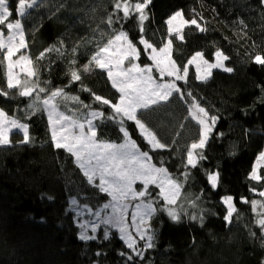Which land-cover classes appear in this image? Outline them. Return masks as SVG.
I'll use <instances>...</instances> for the list:
<instances>
[{
	"label": "trees",
	"instance_id": "16d2710c",
	"mask_svg": "<svg viewBox=\"0 0 264 264\" xmlns=\"http://www.w3.org/2000/svg\"><path fill=\"white\" fill-rule=\"evenodd\" d=\"M115 2L37 0L39 6L28 10L21 20L28 44L24 53L31 60L32 70L38 73L39 86L63 88L67 98L59 96L51 103L58 113L71 116L87 128L88 110L79 107L72 97L78 96L84 104H92L93 109L100 108L89 92L82 90L86 88L113 103L118 101L106 71L92 66L83 71L96 51L115 34H127L139 49L143 66L152 61L137 43L141 35L156 49L170 39L171 58L181 70L188 68L186 62L196 52L214 62L215 51H222L230 57L225 66L232 67V73L216 70L202 81L196 79L197 72L191 66L187 82L177 81L182 93L191 92L209 117H220L203 152L207 160L197 169L185 167L186 149L202 130L189 114L187 96L181 102L174 93L167 104L139 117L158 140L169 146L167 150H149L133 124L126 123L131 135L127 139H134L141 151L149 152L153 165H163L182 184L174 206L181 219L173 222L166 213H156L150 220L156 247L147 250L143 260L134 256L128 261L118 252L132 254L131 250L111 226H102L97 240L78 239L81 218L77 210L100 211L104 203H111L110 195L87 182L83 168L75 164V156L54 148L47 118L49 106L41 102L47 97L42 95L41 101H34L16 95V89L8 90L9 97L0 95V109L9 118L29 125L31 142L20 144L23 132L16 130L11 134V144L0 145V264H264L261 231L255 223L264 214V197L259 195L264 191V179L250 178L264 152V69L251 62L253 53L264 52V8L260 7V0H153L146 10L149 20L144 23L143 33L139 31L138 14L123 18L122 11L114 9ZM16 3L11 0L13 11ZM178 10L183 11L185 20L197 19L205 31L189 23L180 34L170 35L166 20ZM16 18L14 11L11 19ZM0 29L7 37V29ZM41 52L45 53L43 59H37ZM5 54V49L0 50V90H6ZM72 70L79 72L80 82H70ZM26 80L30 83L36 77L22 76L21 81ZM103 110L108 112L107 107ZM95 123L98 139L110 144L124 143L117 122ZM221 132L224 135L218 137ZM217 170L220 183L213 191L205 172ZM185 171L189 173L186 179L181 175ZM259 176L264 177V167ZM150 191L155 196L158 190L152 186ZM225 195L234 197L237 209L231 224L223 219L226 209L220 198ZM242 197L256 201L255 210L251 203H241ZM72 199L77 200L75 206ZM191 214H202L203 225L189 219ZM104 227L110 232L107 241L102 239ZM143 244L140 241L141 247ZM97 251L102 253L99 257L95 255Z\"/></svg>",
	"mask_w": 264,
	"mask_h": 264
},
{
	"label": "snow or ice",
	"instance_id": "6c2138e0",
	"mask_svg": "<svg viewBox=\"0 0 264 264\" xmlns=\"http://www.w3.org/2000/svg\"><path fill=\"white\" fill-rule=\"evenodd\" d=\"M153 3V0H142V2H136L134 4L130 3V0H116L114 3V9L117 11H122L123 18H128L131 14H138L137 18L139 21V31L143 33L144 23L149 20V14L146 11L149 6ZM11 0H0V26L7 29L8 43L3 42V37L5 35L3 29H0V50L7 49L4 59L8 61L7 64V82L6 90H0V95L9 97V91L16 89V95L22 98H29L34 101H41V96H46L47 98L42 99V104L44 106H49L48 108V121L52 125L51 127V141L56 150H64L67 154L75 156L77 162L75 163L78 168H83L84 165L79 163L81 159V153L76 151V148L83 147L84 155L88 156L91 151L99 149L101 156L97 157V167L101 171L95 173L99 176V183L97 187L102 193L109 194L112 200H124L128 197L129 192L131 193V200H140L141 203L135 205L137 211L133 213L131 217V224L135 227V231L139 239L128 230V226L125 222L126 210L128 205L123 206L122 214L121 210H118L115 206L104 203L102 209L95 213L92 212L90 208H86L84 211L92 216V219L84 220L78 223L79 229L81 231L78 234V239L81 241H93L97 240V233L102 226H111L113 229H119V239L124 242L127 249L131 250L132 254H127L123 251L118 252L120 256H126L128 261H132L134 256L138 257L140 260L144 259V253L149 249H154L156 247L154 242V237L151 234L152 228L150 220L158 212H164L171 221L177 222L181 219L180 214L174 207L177 205L178 198L180 196V191L182 184L177 181L176 178L172 177L167 168L163 165L156 167L150 163L151 157L148 151H140V159L145 161L142 165L141 173L137 175L136 180L140 182L141 188L138 190L134 186L130 187L127 191L123 193L121 197L115 195L116 191H119L114 185H112L108 180L104 179L105 174L122 176V173L117 170L113 172L111 168H105L103 165L99 164L100 159L107 158L110 163L114 161L116 153L112 156L106 157L110 149H124L127 146V138H131L130 132L126 128V123L131 122L136 128L137 135L141 137L142 140L146 142L149 146V150H167L168 145L157 139L155 133L151 136L146 134L142 129L140 124V119L144 113L152 109H157L162 105L169 102V99L176 94V99L184 102V97L187 96L190 99L187 101V105L190 109V116L193 120H196L199 125L202 126L201 134L199 138L190 144V148L186 149V160L184 161L186 168L197 169L201 166V162L207 160V156L203 154L210 138L211 134L220 119L219 116L209 117L208 112L204 107H201L197 102L196 98L191 92H183L181 88L177 85V81L187 82L188 68L185 66L182 70L176 65V62L171 59L172 41L169 39L157 52L156 47L150 43L147 39L141 35L137 43L143 47L145 54L148 58L153 61V65H147L141 67L135 61L139 58L140 51L127 38V34L123 31L119 34L114 35V39H109L105 46H101L96 54L91 57L89 64L85 65L83 71L87 72L89 67L99 68L106 71V76L111 83L112 88L118 93V101L113 103L108 98L102 97L91 93L90 89L83 88V91L89 92L92 100L100 105V108L93 109L92 104H84L80 101L79 97H72V99L77 103V105L87 111V131L90 130V136L84 137L86 132L85 126L81 125L80 131L81 136L76 138L75 146L70 143V137L66 135L69 132V128H59L57 126L62 125L64 121H73L71 116L64 115L63 113H56V106L51 103L56 97L65 96L67 94L64 92L63 88H58L52 90L47 86H39L38 73L34 70H27L26 78L36 77V80L30 83L26 81L22 82L18 75L13 74V67L18 65L21 69L25 67V62L30 64L31 60L26 55H20L19 59L13 61L12 57L15 53L20 52L21 49H27L28 44L25 39L24 26L22 24L21 18L28 15V10L38 7L37 0H17L15 6L16 19H11L14 15L13 8L10 7ZM260 7L264 8V0H260ZM183 11L178 10L172 14L167 20L166 25L168 26V33L171 35L173 33H179L181 31L180 25L191 24L195 25L200 29L201 32L205 31L204 28L200 27L197 19L193 18L190 21L182 19ZM179 18V19H177ZM179 20V25L174 24ZM109 24L112 22V17L108 18ZM239 23L244 25V20L240 19ZM246 27V25H245ZM180 40H183L182 35L179 36ZM123 41V47L121 42ZM47 52L53 51V49H47ZM75 52V48L72 49ZM45 53L41 52L37 59H43ZM215 62L209 63L204 59L202 52H196L195 55L188 60L187 64H196V69L198 75L197 80H207L212 75L213 69H220L225 73H232L234 69L232 67L225 66V61L230 59L229 56L225 55L222 51H215L214 53ZM128 61V66L124 67L125 61ZM207 65V70L205 73L200 74V63ZM251 62L260 68L264 69V52H257L251 55ZM72 63H75L73 59ZM0 64H3V59H0ZM156 68L160 77L168 76L173 78L167 82L157 83L152 76V68ZM70 82H80L81 75L77 70H72L69 73ZM29 108H32V103H29ZM104 107L108 108V112L105 113ZM54 116L56 118H54ZM91 118V119H90ZM115 121L119 124V132L122 134L124 143L110 144V142H104L102 139H98V125L95 121ZM76 123V121H73ZM12 129L22 130L23 136L19 141L20 144H29L31 142L29 136V125L27 123H21L17 119L8 118L7 114L3 109H0V145L7 146L11 144L9 133ZM218 137H222L224 134L218 133ZM133 145H136V141L132 140ZM138 147V145H136ZM139 148V147H138ZM259 160H264V152L259 155ZM85 163H90L89 159H85ZM259 163V161H258ZM182 177L185 179L188 177L189 173L187 171L181 173ZM206 179L209 187L216 191L220 183V173L219 171H206ZM83 176L87 178L89 184L95 183L93 176L88 172H83ZM250 178L252 180H262L264 177L258 176L257 172L254 170ZM150 186H155L158 190L153 196L150 191ZM254 191V190H253ZM261 197H264V191L259 192ZM51 199V197H49ZM222 205L225 206L226 214L223 217L226 224H231L233 220L234 213H237L235 207L234 197L231 195H225L220 198ZM163 201L161 204L160 202ZM241 203H251L253 205V210H255L256 201H249L247 198L242 197ZM72 205L77 204L76 199L71 200ZM113 208L112 215H101L104 210ZM144 211L141 212L140 210ZM119 211V215L115 214ZM84 212H77V216L83 217ZM43 219V218H42ZM189 219L196 221L199 220L201 226L203 225V215L191 214ZM256 225L261 231V246L264 247V214H261V218L256 220ZM91 230V235L89 234ZM251 235L256 237V233L252 232ZM102 239L107 241L110 239V232L107 227H104ZM140 241H146L143 246H140ZM102 253L97 251L95 255L99 257ZM98 264V262H96Z\"/></svg>",
	"mask_w": 264,
	"mask_h": 264
},
{
	"label": "rangeland",
	"instance_id": "374dc122",
	"mask_svg": "<svg viewBox=\"0 0 264 264\" xmlns=\"http://www.w3.org/2000/svg\"><path fill=\"white\" fill-rule=\"evenodd\" d=\"M130 3L134 4L133 0H130ZM177 19H179V18H177ZM182 19H184V17H182ZM174 24L179 25V20L177 22H174ZM187 25L188 24L180 25L181 31L179 33H173V34H180ZM173 34H171V35H173ZM3 42L6 44L8 43L7 37H3ZM121 45L123 47H126V45H123V41L121 42ZM5 50L7 52L6 48H5ZM24 51H25V49H21L20 52L15 53V55L12 57L13 61L18 60L20 55H22V54L26 55L24 53ZM157 52L159 53V49H157ZM26 56H28V55H26ZM135 62L138 65H140L141 67H144L139 62V58ZM214 62H209V63H214ZM153 63L154 62L152 61L151 65H153ZM197 63H200V74L205 73L207 70V65L203 64L199 60L197 61ZM127 66H128V61L126 60L124 67H127ZM191 66H193L197 72L196 64L195 63L189 64L188 68ZM29 69L32 70L31 63L28 64L25 62V67L23 69H21L18 65H16L13 67L12 71H13L14 75H18L19 78L21 79L22 76L26 75V72ZM216 70H220V69H213L212 73ZM197 75H198V73H197ZM152 76H153V79L156 80L157 83H161L162 80H165V79L166 80L164 82H167V81L173 79V78H170L168 76H164L163 78H161L154 66L152 68ZM202 81H205V80H202ZM50 104H51V102H50ZM56 113L59 114L57 111H56ZM54 118H56V117L54 116ZM73 121H69V120L64 121V123L62 125L57 126V130H59V128H61V127L69 128V132L66 133V135L70 137L71 145L75 146L76 138H79L81 136V131H80L81 125L85 126V130H86V132L84 133L85 138L90 136V130L87 131L86 124L78 122V121H76V123H73ZM138 126H141L142 129L149 136L152 135V132L142 123V121H140V124ZM51 127H52V125H51ZM16 130H18V129H12L9 133V137H11V134ZM20 131L22 132V130H20ZM139 149L140 148L136 147V145H133L132 141L127 139L126 148H124V149H118V148L110 149L107 153H105L106 157H110L113 155V153H116L113 162L110 163L109 159H107V158L99 160V164L103 165L105 168L110 167L113 172H115L118 168L119 171L122 173V176L109 175V174L104 175V179L108 180L112 185H114L117 189H119V191L115 192V195L117 197H121L123 195V193L125 191H127L132 186H134L138 190L141 188V184L139 181H137L136 184L133 185V182L136 180L137 175H139L141 173L142 165L145 163V161H142L140 159L141 153H140ZM76 151L81 153V159L79 160V163L84 165V167H83L84 172H88L90 175H92L93 179L95 180L94 184L98 185L99 176L98 175L96 176L95 173L101 171V169L97 167V159L96 158L101 156V152L99 151V149H95V150L91 151L88 156H85L84 155V149L82 146L76 148ZM85 159H89L90 163H85ZM258 161H259V163H258ZM258 161L256 163L255 171L257 172V174L259 176V170L262 167H264V160L258 159ZM150 187H152V186H150ZM130 197H131L130 192L128 194V197L125 198L124 200H119V199L118 200H112V198L110 196V198H111L110 204L115 206L118 210H121V214H122L123 206L125 204L128 205L127 210H126L125 222H126V225L128 226V230L131 231L132 234L134 236H136L137 239H139V237L136 234L135 227L132 226V224H131V217H132L133 213H135L137 211V209L135 208V205L138 203H141V201L140 200L133 201V200H131ZM85 209L86 208H82L80 210H77V212H84L83 217L82 218L80 216L79 217L81 219H84V220L92 219V216H89L88 213L86 211H84ZM140 211L143 212L144 210L141 209ZM106 214L112 215L113 214V208L110 207L109 209L101 212L102 216L106 215ZM115 214L119 215V211H117ZM90 233H91V230H89V234ZM141 242L145 243L146 241H141Z\"/></svg>",
	"mask_w": 264,
	"mask_h": 264
},
{
	"label": "bare ground",
	"instance_id": "6f19581e",
	"mask_svg": "<svg viewBox=\"0 0 264 264\" xmlns=\"http://www.w3.org/2000/svg\"><path fill=\"white\" fill-rule=\"evenodd\" d=\"M6 51V50H5ZM259 159V158H258ZM256 167V166H255ZM118 230V229H117ZM119 231V230H118Z\"/></svg>",
	"mask_w": 264,
	"mask_h": 264
}]
</instances>
